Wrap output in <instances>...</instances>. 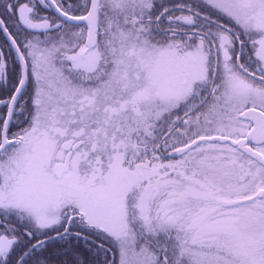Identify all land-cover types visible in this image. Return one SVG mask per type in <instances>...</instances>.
Listing matches in <instances>:
<instances>
[{"label": "snow or ice", "instance_id": "snow-or-ice-1", "mask_svg": "<svg viewBox=\"0 0 264 264\" xmlns=\"http://www.w3.org/2000/svg\"><path fill=\"white\" fill-rule=\"evenodd\" d=\"M0 264H264V0H0Z\"/></svg>", "mask_w": 264, "mask_h": 264}]
</instances>
